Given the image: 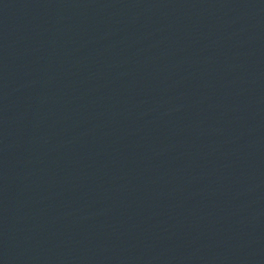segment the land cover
I'll return each mask as SVG.
<instances>
[{"label":"water","instance_id":"obj_1","mask_svg":"<svg viewBox=\"0 0 264 264\" xmlns=\"http://www.w3.org/2000/svg\"><path fill=\"white\" fill-rule=\"evenodd\" d=\"M0 264H264V0H0Z\"/></svg>","mask_w":264,"mask_h":264}]
</instances>
